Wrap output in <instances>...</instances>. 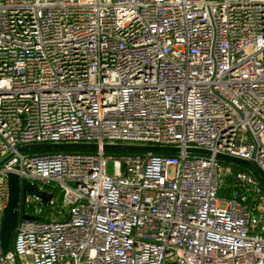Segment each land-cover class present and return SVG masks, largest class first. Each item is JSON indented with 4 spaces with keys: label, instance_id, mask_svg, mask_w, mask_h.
<instances>
[{
    "label": "built area",
    "instance_id": "2783aa9c",
    "mask_svg": "<svg viewBox=\"0 0 264 264\" xmlns=\"http://www.w3.org/2000/svg\"><path fill=\"white\" fill-rule=\"evenodd\" d=\"M58 143L97 148L18 152ZM216 154L264 173V0H0V264H264V196H221Z\"/></svg>",
    "mask_w": 264,
    "mask_h": 264
},
{
    "label": "water",
    "instance_id": "95a60500",
    "mask_svg": "<svg viewBox=\"0 0 264 264\" xmlns=\"http://www.w3.org/2000/svg\"><path fill=\"white\" fill-rule=\"evenodd\" d=\"M97 146L95 144H83V143H58V144H35L25 145L18 148V152L22 151H55V150H95ZM104 150L122 151V152H153V153H172L178 154L181 151L189 155H199L203 157H210L212 154L204 149L186 148L181 150L178 147H160V146H139V145H126V144H104L102 147ZM214 157L218 160L227 161L233 164H237L246 167L253 172L255 176L264 184V173L256 165L253 157L250 160H242L239 158L231 157L223 154H216ZM3 163V162H2ZM0 163V166L1 164ZM7 187H8V200L6 207L3 211L2 220L0 223V245L3 253H6L10 247V241L12 233L17 221V201L19 194V180L18 176L14 173L7 174ZM23 189L32 195H36L41 198L42 203L47 200L46 194L41 192L36 185H32L28 182L23 183ZM264 196V192L262 193ZM264 222V215L261 216Z\"/></svg>",
    "mask_w": 264,
    "mask_h": 264
},
{
    "label": "trees",
    "instance_id": "16d2710c",
    "mask_svg": "<svg viewBox=\"0 0 264 264\" xmlns=\"http://www.w3.org/2000/svg\"><path fill=\"white\" fill-rule=\"evenodd\" d=\"M89 151L86 150H55V151H36L34 152L36 155H41L45 153H70V154H77V153H88ZM105 154L107 156H121V155H141L142 152H122V151H112V150H105ZM158 156H174L175 154L172 153H156ZM218 167L220 169V176L223 181V187L221 192L219 193L221 196L223 195L224 197L231 198L234 197L237 191H239L240 184L241 183H236L235 178L240 175V174H247L249 175L258 188L261 190V193L264 192V184L255 176L253 172L248 170L246 167L233 164L227 161L223 160H217ZM229 170V171H227ZM248 203L250 205H253L256 203V198L253 194H248Z\"/></svg>",
    "mask_w": 264,
    "mask_h": 264
},
{
    "label": "rangeland",
    "instance_id": "374dc122",
    "mask_svg": "<svg viewBox=\"0 0 264 264\" xmlns=\"http://www.w3.org/2000/svg\"><path fill=\"white\" fill-rule=\"evenodd\" d=\"M108 173L109 174L111 173V166L110 165H108ZM252 187H256V184L255 183H254V185L252 184ZM251 194H253V193H251Z\"/></svg>",
    "mask_w": 264,
    "mask_h": 264
}]
</instances>
